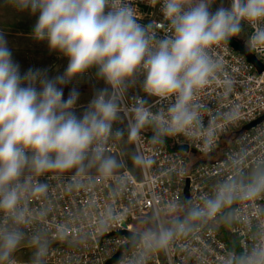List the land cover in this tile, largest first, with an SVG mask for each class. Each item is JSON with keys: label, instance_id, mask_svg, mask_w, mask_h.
Returning <instances> with one entry per match:
<instances>
[{"label": "clouds", "instance_id": "9594fccd", "mask_svg": "<svg viewBox=\"0 0 264 264\" xmlns=\"http://www.w3.org/2000/svg\"><path fill=\"white\" fill-rule=\"evenodd\" d=\"M216 2L148 0L163 19L142 25L133 0H8L38 14L32 38L68 63L51 77L47 69L22 73L0 32V264H47L53 180L67 192L108 181L117 198L130 171L155 163L141 147L145 133L152 146L182 136L211 147L240 119L239 105L217 109L202 93L219 84L226 96L235 84L218 47L246 34V51L264 49V0H221L213 8ZM93 68L105 86H93L77 115L81 93L73 86L65 98L64 89ZM227 161L207 190L154 205L132 223L109 204L95 225L101 234L124 233L114 264H149L177 243L221 228L230 235L216 264H264V151L240 147ZM237 225L243 234L232 231ZM23 246L31 249L26 261L17 256Z\"/></svg>", "mask_w": 264, "mask_h": 264}, {"label": "built area", "instance_id": "2783aa9c", "mask_svg": "<svg viewBox=\"0 0 264 264\" xmlns=\"http://www.w3.org/2000/svg\"><path fill=\"white\" fill-rule=\"evenodd\" d=\"M132 6L141 15L142 18L138 22L142 25L154 20L161 22L163 19L160 6L153 7L148 0H133ZM243 45L246 47L245 42ZM248 52L252 53L264 68V49ZM216 54L234 77L235 84L226 96L219 84L209 85L202 93V98L221 110L232 104L239 105L240 119L227 125L211 147L198 139L182 136L169 138L171 147L166 143L152 146L147 142L150 134L145 133L141 147L153 156L155 163L150 168H138L137 174L130 171L131 180L127 191L117 198L112 197L108 181L98 182L91 190L67 192L62 182L53 180L52 207L47 217L53 242L47 264H105L118 251L123 236L110 234L116 232V229L103 234L96 231L95 221L109 204H114L119 211L126 213L129 223H132L134 217L149 211L154 205L181 200L184 197L186 182L188 196H195L199 191L207 190L227 171V157L240 147L248 148L253 155L264 151V122L249 130H240L245 124L264 115V69L257 72L245 56L233 50L228 43L218 47ZM220 123L223 126V122ZM235 130L239 132L222 149L220 156L212 161L199 162L191 169H188L189 152L173 148L174 145H186L195 152L215 153L221 137ZM242 135L244 141H241ZM115 150L119 151L118 144ZM39 203L34 200L33 207L39 206ZM258 204L264 205V200L258 201ZM245 212L247 213L248 209H245ZM232 231H241L243 234L238 225ZM229 235L223 228L219 231L204 232L189 241L177 243L168 252L153 256L149 264H216L226 248Z\"/></svg>", "mask_w": 264, "mask_h": 264}, {"label": "rangeland", "instance_id": "374dc122", "mask_svg": "<svg viewBox=\"0 0 264 264\" xmlns=\"http://www.w3.org/2000/svg\"><path fill=\"white\" fill-rule=\"evenodd\" d=\"M221 0H217L213 8L217 7ZM227 5L228 0H223ZM38 18L37 15H31L28 11H18L12 7L8 0H0V32L4 34L8 41V47L12 51L13 59L19 63L21 72L27 71L29 68L47 69L48 75L55 76L62 74L67 67L68 59L61 56L58 52L49 51L46 41H36L32 38V28ZM247 35L235 37L241 44L246 41ZM95 69L89 70L87 76L84 77L83 82L77 84L73 81L65 87L64 94L67 97L68 91L73 86L77 87L81 93L78 106L76 108L77 115L83 111V107L87 105L92 96L93 86L97 88L104 87V82L95 79ZM142 79V78H141ZM139 85L131 89L129 95L138 94ZM124 124L117 123L114 128H122ZM119 150L120 145L118 144ZM222 150V149H221ZM218 157L217 151L211 154H203L200 152L191 153L187 155L188 169H191L199 162H208ZM131 167V166H130ZM138 168L132 170L137 174ZM31 254V249L23 246L17 253V256L23 260H28Z\"/></svg>", "mask_w": 264, "mask_h": 264}, {"label": "water", "instance_id": "95a60500", "mask_svg": "<svg viewBox=\"0 0 264 264\" xmlns=\"http://www.w3.org/2000/svg\"><path fill=\"white\" fill-rule=\"evenodd\" d=\"M229 46L239 52L240 54L244 55L246 60L251 63L254 68L257 70V72H261L262 69V65L258 62V60L254 57V55L248 51L245 50V46L243 44H241L237 39H235V37L228 43ZM261 122H264V115H261L259 116L258 118H256L255 120L245 124L240 130H249L250 128L254 127L255 125L261 123ZM175 150H178V151H182V152H191V153H195V150L194 149H189L186 145H174L173 147ZM188 187H187V182L184 186V189H183V194H184V197L185 196H188ZM183 197V198H184ZM110 234H114V235H118V232H111ZM119 235H124L123 232H120ZM103 236H108V235H103ZM120 255V252H119V249L118 251L111 257L109 258L105 264H112L114 263V259L116 257H118Z\"/></svg>", "mask_w": 264, "mask_h": 264}, {"label": "trees", "instance_id": "16d2710c", "mask_svg": "<svg viewBox=\"0 0 264 264\" xmlns=\"http://www.w3.org/2000/svg\"><path fill=\"white\" fill-rule=\"evenodd\" d=\"M80 114H81V113H80ZM80 114H78V115H80ZM238 132H239L238 130L230 131V132L224 134V135L221 137L220 142H219V145H218V150H217L218 156H220V153H221V151H222L221 149H224L225 146H226V145L232 140V139H229V140L226 142L225 139H224V137H225V136H227V137H232L233 134L236 135ZM148 133L151 135L150 132H148ZM165 143H166L168 146H170V147L172 146V142H171V140H170L169 138L166 139Z\"/></svg>", "mask_w": 264, "mask_h": 264}]
</instances>
